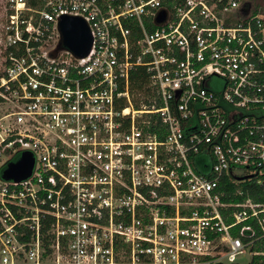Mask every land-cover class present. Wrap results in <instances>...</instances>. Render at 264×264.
Returning a JSON list of instances; mask_svg holds the SVG:
<instances>
[{
	"label": "built area",
	"instance_id": "2783aa9c",
	"mask_svg": "<svg viewBox=\"0 0 264 264\" xmlns=\"http://www.w3.org/2000/svg\"><path fill=\"white\" fill-rule=\"evenodd\" d=\"M4 1L0 264L264 255V199L251 194L264 196L255 0ZM64 14L89 24L86 56L60 47ZM25 151L30 175L6 178Z\"/></svg>",
	"mask_w": 264,
	"mask_h": 264
},
{
	"label": "water",
	"instance_id": "95a60500",
	"mask_svg": "<svg viewBox=\"0 0 264 264\" xmlns=\"http://www.w3.org/2000/svg\"><path fill=\"white\" fill-rule=\"evenodd\" d=\"M165 12L162 11L158 21H162ZM61 33L60 47L70 49L77 57L86 56L92 47L93 36L87 21L76 15L64 14L59 20ZM34 164V158L29 151H25L21 158L11 162L4 171L6 178L22 179L30 175Z\"/></svg>",
	"mask_w": 264,
	"mask_h": 264
},
{
	"label": "trees",
	"instance_id": "16d2710c",
	"mask_svg": "<svg viewBox=\"0 0 264 264\" xmlns=\"http://www.w3.org/2000/svg\"><path fill=\"white\" fill-rule=\"evenodd\" d=\"M148 78L147 71L145 69V66H138L136 69L132 70L130 79H131V87L132 89L137 92L140 90H144L146 80ZM138 102L136 101V104ZM262 189L259 187H255L252 191V196L255 199H264V196L261 195ZM254 257L250 262H248L245 258H241L236 263H224V264H264V255H253Z\"/></svg>",
	"mask_w": 264,
	"mask_h": 264
},
{
	"label": "rangeland",
	"instance_id": "374dc122",
	"mask_svg": "<svg viewBox=\"0 0 264 264\" xmlns=\"http://www.w3.org/2000/svg\"><path fill=\"white\" fill-rule=\"evenodd\" d=\"M255 3L257 6L261 7L262 12H264V0H255ZM5 1L4 0H0V66L2 64V62L5 60V56H4V50L5 47L3 46V39H2V35H3V25H4V21H5ZM222 79L220 78H215L214 82L218 83L221 82ZM244 256H251L250 254H245Z\"/></svg>",
	"mask_w": 264,
	"mask_h": 264
}]
</instances>
